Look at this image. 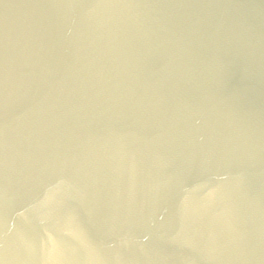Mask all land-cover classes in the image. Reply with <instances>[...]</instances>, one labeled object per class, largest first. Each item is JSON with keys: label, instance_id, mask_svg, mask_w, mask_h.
<instances>
[{"label": "water", "instance_id": "1", "mask_svg": "<svg viewBox=\"0 0 264 264\" xmlns=\"http://www.w3.org/2000/svg\"><path fill=\"white\" fill-rule=\"evenodd\" d=\"M0 264H264V0H0Z\"/></svg>", "mask_w": 264, "mask_h": 264}]
</instances>
